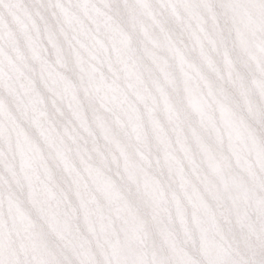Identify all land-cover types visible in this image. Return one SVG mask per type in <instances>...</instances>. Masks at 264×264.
Segmentation results:
<instances>
[{
    "label": "snow or ice",
    "instance_id": "obj_1",
    "mask_svg": "<svg viewBox=\"0 0 264 264\" xmlns=\"http://www.w3.org/2000/svg\"><path fill=\"white\" fill-rule=\"evenodd\" d=\"M0 264H264V0H0Z\"/></svg>",
    "mask_w": 264,
    "mask_h": 264
}]
</instances>
